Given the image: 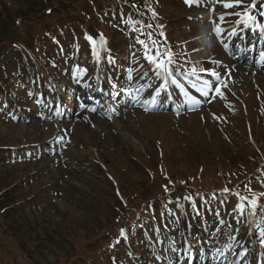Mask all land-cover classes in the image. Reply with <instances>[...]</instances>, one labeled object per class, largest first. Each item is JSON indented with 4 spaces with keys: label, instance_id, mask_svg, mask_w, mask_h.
Segmentation results:
<instances>
[{
    "label": "rangeland",
    "instance_id": "374dc122",
    "mask_svg": "<svg viewBox=\"0 0 264 264\" xmlns=\"http://www.w3.org/2000/svg\"><path fill=\"white\" fill-rule=\"evenodd\" d=\"M205 1L188 7L186 0H0V81L6 82L0 89V264H149L156 250L146 241L155 243L160 229H174L167 219L171 209L159 213L157 228L146 210L176 204L178 212L179 200L187 209L180 217L192 221L197 199H208L202 210L212 214H224L227 202L250 199L259 207L255 232L264 241V69L233 61L216 45L204 55L196 39L199 25H231L250 0L230 7ZM97 31L113 48V54L102 53V70L85 56L83 41ZM138 40L154 57L157 49L162 56L174 53L173 71L183 81L193 68L202 77L237 68L235 79L200 111L119 113V131L126 127L137 149L112 126L114 118L96 116L102 124L96 130L80 114L36 116L43 111L29 94L35 86L38 96V82L45 90L73 87L76 61L60 58L67 46L81 51L77 77L90 75L94 87L101 74L113 76L115 66L119 80L148 71ZM20 43L37 52L25 56ZM56 123L73 150L47 139ZM139 217L146 220L142 225Z\"/></svg>",
    "mask_w": 264,
    "mask_h": 264
},
{
    "label": "snow or ice",
    "instance_id": "6c2138e0",
    "mask_svg": "<svg viewBox=\"0 0 264 264\" xmlns=\"http://www.w3.org/2000/svg\"><path fill=\"white\" fill-rule=\"evenodd\" d=\"M187 3L191 4V3H198L199 0H186ZM225 7H230L233 6L231 3H225L224 5ZM220 20H223V17H220ZM148 27H151V25H149ZM216 33L219 35L221 32V29L219 27L215 28ZM149 36H151V34H149ZM88 39H91V37H88ZM138 42L142 45L145 46L146 48V52H145V56L146 59L155 66V68L157 69V73L158 74H164L166 77L171 78V83L173 84H177V79L174 77V73L172 68L170 67V65H172L174 63V59L172 58V54L170 52L165 53L163 56L159 53V50L157 49L156 52V56H152L149 54V49L147 47V45H145V42L143 40H138ZM154 44V42H153ZM192 74L196 75V69L193 68L192 70ZM187 75V73H186ZM208 75L214 77L216 79L217 82H219L220 77L214 73V72H209ZM196 78L198 80H200L202 87L199 89V91L201 92V95H203L204 97H207L210 91H213V83L211 80L209 79H203L202 77H200L199 75H196ZM165 85L168 83V79H165ZM129 93H131V90H128ZM138 91V90H137ZM221 91V89L219 87L215 88V92L217 94H219ZM189 99L194 100V98L189 97ZM89 111H95V109H89ZM167 190V189H166ZM225 192L228 191V189L224 190ZM255 203V202H253ZM243 211V209H242ZM123 235V231L121 233ZM262 235H264V233H262Z\"/></svg>",
    "mask_w": 264,
    "mask_h": 264
},
{
    "label": "bare ground",
    "instance_id": "6f19581e",
    "mask_svg": "<svg viewBox=\"0 0 264 264\" xmlns=\"http://www.w3.org/2000/svg\"><path fill=\"white\" fill-rule=\"evenodd\" d=\"M227 3H230V0H225ZM232 1V0H231ZM235 73L233 72V71H229V73H228V75L224 78V80L223 81H220L219 80V82H217L216 81V79L215 78H204V79H209V80H211L212 81V83H213V91H210L209 92V94H208V96L210 97V96H216V97H218L221 93H222V91H223V89L226 87V85L228 84V83H230L231 81H233V79H235ZM133 81V80H132ZM132 87H134L135 86V84H134V82H132ZM191 86L190 87H186V88H184L185 90V92H189V91H196V88H198L197 89V91H198V93H201L200 91H199V89L202 87V84H201V82H200V80H198L197 78H195L192 82H191ZM216 87H219L220 89H221V91H220V93L219 94H217L216 92H215V88ZM195 89V90H194ZM154 92H157V91H154ZM181 92H183V90H181ZM201 97H204L203 95H201ZM215 97V98H216ZM215 98L213 99V101H215ZM153 100V99H152ZM111 105H109L108 104V107H110ZM88 122H90V123H93L94 125H102L101 124V122L100 121H98L97 120V118L96 117H94V116H90L89 117V120H88ZM111 124H112V126L113 127H115V129H117L118 131L120 130V128L123 126L124 127V125H121V123H120V121L119 120H116V119H114V120H112L111 121ZM59 133H60V127L56 124V128L54 129V136L52 137V140H54V139H56V138H59L58 136H59ZM119 134H120V136L122 137V139L124 140V141H126V142H128L129 144H130V146H132L134 149H137V147L139 146V144H138V142L136 141V138L135 137H133V135L129 132V130L125 127V130H121V131H119ZM90 136V135H89ZM63 142V145H64V147H65V149H68V150H73V146H72V144L71 145H69V143H73L71 140L69 141V142H67V141H62ZM84 154H86V155H90V152L89 151H86V152H83ZM187 260H188V258H186ZM184 261H186V260H184Z\"/></svg>",
    "mask_w": 264,
    "mask_h": 264
},
{
    "label": "clouds",
    "instance_id": "9594fccd",
    "mask_svg": "<svg viewBox=\"0 0 264 264\" xmlns=\"http://www.w3.org/2000/svg\"><path fill=\"white\" fill-rule=\"evenodd\" d=\"M213 35L212 28L209 24L199 25L197 30V43L202 54H210L212 49L215 47Z\"/></svg>",
    "mask_w": 264,
    "mask_h": 264
}]
</instances>
